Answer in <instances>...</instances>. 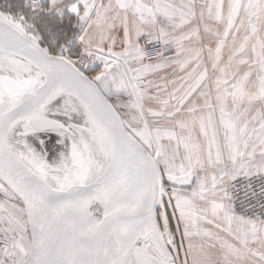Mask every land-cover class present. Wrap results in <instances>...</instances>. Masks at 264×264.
I'll list each match as a JSON object with an SVG mask.
<instances>
[{
  "label": "snow or ice",
  "instance_id": "obj_1",
  "mask_svg": "<svg viewBox=\"0 0 264 264\" xmlns=\"http://www.w3.org/2000/svg\"><path fill=\"white\" fill-rule=\"evenodd\" d=\"M0 264H264V0H0Z\"/></svg>",
  "mask_w": 264,
  "mask_h": 264
}]
</instances>
